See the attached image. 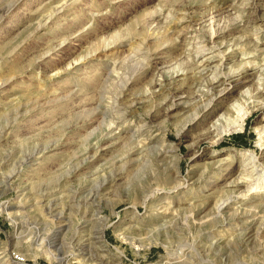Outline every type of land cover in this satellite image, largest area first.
I'll list each match as a JSON object with an SVG mask.
<instances>
[{
    "label": "rangeland",
    "instance_id": "obj_1",
    "mask_svg": "<svg viewBox=\"0 0 264 264\" xmlns=\"http://www.w3.org/2000/svg\"><path fill=\"white\" fill-rule=\"evenodd\" d=\"M0 264H264V0H0Z\"/></svg>",
    "mask_w": 264,
    "mask_h": 264
},
{
    "label": "bare ground",
    "instance_id": "obj_2",
    "mask_svg": "<svg viewBox=\"0 0 264 264\" xmlns=\"http://www.w3.org/2000/svg\"><path fill=\"white\" fill-rule=\"evenodd\" d=\"M237 105V104H236ZM241 108V107H240ZM239 108V109H240ZM243 108V107H242ZM241 108V109H242ZM241 111V110H240ZM243 122H244V118H240V120L238 121V124H235L236 126L238 125V128L237 129H240V128H243L242 126H243ZM234 125V126H235ZM233 127V126H232ZM235 128V127H234ZM250 156L252 157V158H254V156H253V154L252 153H250ZM256 186L258 187V184H256ZM44 195V194H43ZM223 200L219 203V204H217V208H218V211H220V208L222 207V204H223ZM225 203V202H224ZM4 205V204H3ZM8 206V205H7ZM60 206V205H59ZM58 213V212H57ZM58 214H60V213H58ZM57 216V215H56ZM69 219V218H68ZM70 220V219H69ZM66 226V225H65ZM69 227V226H68ZM59 229V228H58ZM57 229V230H58ZM56 230V229H55ZM57 233V232H56ZM23 234V233H22ZM102 237V236H101ZM46 239H44L43 238V241H45ZM50 253V252H49ZM96 255V254H95ZM16 257V256H15ZM18 260H21L20 258L18 259ZM14 261H16V260H14ZM103 261V260H102ZM101 262V261H100Z\"/></svg>",
    "mask_w": 264,
    "mask_h": 264
}]
</instances>
